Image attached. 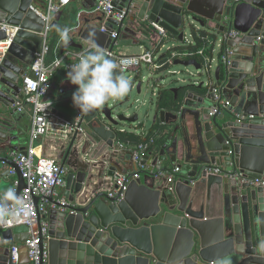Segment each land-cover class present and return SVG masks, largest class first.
Here are the masks:
<instances>
[{
	"label": "water",
	"instance_id": "1",
	"mask_svg": "<svg viewBox=\"0 0 264 264\" xmlns=\"http://www.w3.org/2000/svg\"><path fill=\"white\" fill-rule=\"evenodd\" d=\"M34 1L0 0V42L7 30L18 28L0 63V164L16 168L2 154L26 153L8 117L25 97L22 80L34 77L30 69L44 42L45 21ZM115 6L128 15L117 40L88 21L81 38L93 32L103 49L113 51L124 45L126 23L149 20L180 41L188 27L207 29L219 53L209 69L196 60H176L174 66L194 67L210 79L187 86L177 109L157 107L153 123L174 125L183 138L181 147L172 146L170 161L181 168L173 185L160 181L162 173L171 172L160 167L169 158L168 146L144 157L145 170L112 152L128 131L123 126L132 127L138 115L121 113L111 100L82 113L83 132L62 163L67 205L50 199L56 208L42 217L50 225L49 264H264V187L249 183L264 181V0H116ZM109 23L111 31L117 22ZM232 31L238 35L231 37ZM69 47L83 49L74 41L65 50ZM193 86L198 93L188 90ZM75 91L67 96V107ZM52 112L74 122L55 108ZM73 151L77 157L69 162ZM119 175H126L120 190ZM17 176L12 202L26 187L18 168ZM28 232L20 226L3 233L8 245H0V264H15L10 246L23 245ZM20 252L18 264H30L27 249Z\"/></svg>",
	"mask_w": 264,
	"mask_h": 264
},
{
	"label": "built area",
	"instance_id": "2",
	"mask_svg": "<svg viewBox=\"0 0 264 264\" xmlns=\"http://www.w3.org/2000/svg\"><path fill=\"white\" fill-rule=\"evenodd\" d=\"M47 7V14L42 16L45 21V28L42 32L44 38L43 46L40 52L35 54L30 73L23 78L22 87L24 91V99L17 102L13 107L18 111L25 110L26 106L32 108V130L31 142L32 145L26 150V153H13L11 158L17 168L22 174L26 187L21 191L20 195L12 202L16 196L19 187V179L17 176V168L10 166L8 169L9 176L13 179L12 189L10 190L13 195H8L9 192L0 195V244L6 245L7 241L2 239L3 233L12 230L16 227L27 226L29 229L28 239L23 245H11L10 251L12 255V262L18 264L21 259V249H27V255L30 264H49V222L42 217L48 216L50 210L55 209L56 205L51 203L50 199L57 201L61 206H66L67 201L63 198L61 190L66 187V168L62 167L55 159L50 157H41L37 154L36 148L33 143L47 136L51 131V117L54 102L49 98V93L52 89L51 77L54 73L62 68L68 70V66L77 62L79 54L72 55V61H68L69 54L61 55L54 58L51 62L48 61L49 56L53 50L48 41V35L52 30L53 15H58L71 3L72 0H40ZM116 0H97L96 6L93 11L89 13L97 14L104 19V26L102 33L110 34L112 40L119 38V29L121 24L127 18V12L117 10L115 6ZM83 12L79 18L86 14ZM131 14V12L129 13ZM116 21L117 25L112 26L111 31L108 29L109 21ZM153 30L161 38H166V31L158 24L151 23ZM80 24L75 28L78 30ZM6 29V28H4ZM7 39L0 42V63H2L13 43V39L18 32V28L7 30ZM238 33L232 31L230 36L236 37ZM62 42L59 40L57 48L60 47ZM106 50V49H105ZM106 53L116 59L125 60L127 63L124 65L126 71L124 73H137L143 66L150 68L161 69L163 65H159L157 57L151 51H145L139 55H119L109 49ZM199 55L204 57V51L198 50L196 53L184 54L182 56ZM177 55L169 58L168 64H173ZM60 60L61 63L57 64L56 61ZM208 63L205 65L207 69L210 68L212 61L207 59ZM56 127L63 137L71 134H81L83 132V114L74 119V122L67 120H60ZM117 147V148H115ZM115 149L124 148L121 144L117 143ZM149 144H142L132 153L133 162L138 165L140 170L147 169L143 165L144 157L147 156ZM181 168L175 166L170 173H162L161 177L165 179L166 184L173 185L175 183V175L180 174ZM126 182V175H119L115 180V186L118 190L123 189ZM249 183L254 186L264 187V181L249 180ZM116 193V191H115ZM110 194L113 197L115 194ZM39 198V202H36Z\"/></svg>",
	"mask_w": 264,
	"mask_h": 264
},
{
	"label": "crops",
	"instance_id": "3",
	"mask_svg": "<svg viewBox=\"0 0 264 264\" xmlns=\"http://www.w3.org/2000/svg\"><path fill=\"white\" fill-rule=\"evenodd\" d=\"M93 3L94 2L92 0H91L92 5H90V3L87 2V0H72L71 3L62 11V13L58 15H53L52 26L59 25L60 27L66 26L71 28L73 31L70 33L71 39L69 43L71 41H74L76 44L83 45V48H86L87 45L85 41L81 38V31L84 30L86 26L85 22L88 21L89 24L98 27L100 29H102V27L105 24L104 19L101 16L97 14L89 13L93 11L95 8V7L93 8ZM33 5L41 14L43 15L47 14L48 10L46 5L40 0H35ZM95 6H96V2H95ZM84 11L87 13L81 16V18H79V15ZM151 23L152 22H150L149 20H146L144 22L136 20L133 26L131 22H129L128 24L126 23L122 31L123 35L120 41L124 43L123 47H127V48L138 47L137 48L138 51L124 55H139L145 51L153 52L154 55L157 57L158 64L159 65L164 64V66L161 69L150 68L148 66H143V67H146L148 68V70L153 72H162L173 66L175 60L173 61V64H168V62H169V58H171L173 55L176 54V52H173L174 49L180 47L183 42H185L184 45L186 46L195 45V40L192 33L193 28L190 29L188 27L185 31V36L183 41H180L178 38L168 34L167 32H166L167 37L161 38L153 30V28L151 27ZM79 24H80V28L76 30L75 28ZM147 25L151 28V33L149 32L150 35H147V33L145 32L146 29L144 28V26ZM195 27H196L195 30L196 35L198 37H200V34L202 32L207 31L206 28H205L206 30H204L200 26H195ZM189 30H190V34L189 37H187L186 35L188 34ZM48 36H49L48 41L53 50L52 54L48 58L49 62H51L54 58L60 57L61 55H65V54L70 55V57H68V61L71 62L73 60L72 55L79 54L82 50L73 47H69L68 49L65 50V47L67 46H65L63 43L60 45L59 48H57L59 37L53 27ZM203 40L205 41L207 40L206 42H208L207 43L208 47L211 46L214 47L212 57L206 55L205 47L199 49L204 51V57L199 55L198 56L203 59V65L205 66L208 63L207 59H210L211 61L213 60L215 61L217 59L219 48L217 46H214L210 41H208L207 38L206 39L203 38ZM156 42L161 43V45L156 46ZM167 42L171 43V46L166 49L165 44ZM119 55H123V54H119ZM167 55H171V56H167ZM186 61H190V60H186ZM213 64L214 67L211 75L214 74L216 69L215 62ZM142 68L134 75L137 81L141 78ZM67 71L68 70H66L65 68L59 69L51 77L52 89L49 93V98L54 102L53 109L55 108L59 112L65 113L68 117L75 119L79 115V113L75 110V107L73 105L71 107L66 106L67 96L71 94L74 89H76V86L72 85L67 80L66 78ZM207 78L209 80L210 75H207L205 73H199L197 74V77H195V80L190 85L198 86V84H200L202 81L207 80ZM186 87L180 89L181 91L179 92V94L181 95V99L186 94L187 91ZM164 90L172 91L173 89H164ZM188 90L198 93V90H196L194 86L189 88ZM153 95L156 96V98L158 99L159 91L158 93L154 92ZM72 108L73 111H71ZM3 110L5 111L6 108L4 107ZM32 114H33L32 108L30 106H26L25 110L23 111L15 110V113L12 116L8 117L11 121L13 131H15V133L19 137V140L21 142V148H24L25 150H27L32 145L31 142L32 118H33ZM60 120H65V119L61 118L60 116L52 112V117H51L52 126L50 133L47 136L42 137L38 141L34 142L33 146L34 148H36L37 154L39 156L53 158L59 164L62 165L63 161L66 159L68 155L71 143L73 142L77 134H71L63 137V135L59 132L60 131L59 128L56 127V125L59 124V122H61ZM175 128L176 126L174 125L161 124L160 122H157L156 124L153 123L152 127L148 130L145 127L143 128L139 127L138 130L134 128L130 131L125 132L123 136L118 138L117 143L121 144L124 148L120 150V149H115L117 148L115 147L114 150H112V152H117L119 158H121L122 160L125 158H131V160H133L132 158L133 151L136 150L142 144H149V150L147 151V156L150 157L156 156V154L160 152L164 146H168L169 148L167 151V155L169 158L165 163L160 165V167L162 168L164 167L172 170L175 166H177L176 164H173L170 161L174 151L172 149V146L174 143L178 142L181 147L182 139H183L181 134L175 131ZM13 153H18V152L14 151L10 153H4L2 155L3 157L6 156L8 158H11V155ZM75 157L77 156L74 154L73 151L70 157L68 158V161L69 162L74 161ZM83 157H85L84 158L85 160L86 159L88 160V155H84ZM9 167L10 165H6V163L5 165L4 163L3 165L0 164V195L9 192L12 189L13 179L9 176L8 173ZM155 171L157 170L155 169ZM97 172H99V170ZM160 181L162 183H165V179L163 177H161ZM148 185L150 186L153 185V182L148 181ZM63 192L64 189L61 190L62 195ZM2 239L7 240V238H5L4 236H2ZM0 245L4 246L3 244ZM6 245H8V242ZM12 245H18V243L14 241Z\"/></svg>",
	"mask_w": 264,
	"mask_h": 264
},
{
	"label": "clouds",
	"instance_id": "4",
	"mask_svg": "<svg viewBox=\"0 0 264 264\" xmlns=\"http://www.w3.org/2000/svg\"><path fill=\"white\" fill-rule=\"evenodd\" d=\"M59 40L67 46L73 31L69 27L52 26ZM86 48L77 57V62L68 66L67 80L74 86L73 105L80 113H89L99 109L111 99L126 96L131 89V82L123 75L126 71L125 60L110 57L98 44L95 33L84 37ZM57 64L61 63L58 59ZM8 195H13L10 191Z\"/></svg>",
	"mask_w": 264,
	"mask_h": 264
},
{
	"label": "rangeland",
	"instance_id": "5",
	"mask_svg": "<svg viewBox=\"0 0 264 264\" xmlns=\"http://www.w3.org/2000/svg\"><path fill=\"white\" fill-rule=\"evenodd\" d=\"M190 30L186 35L189 37ZM171 46L167 42L165 48ZM135 48V49H132ZM127 48L123 46H116L115 52L118 54H130L138 51V47ZM199 72L194 67L171 66L169 69L162 72H153L148 68H142L141 78L135 80V73H124L123 75L131 82V89L129 93L120 99H111L109 105L116 106L117 110L127 116L138 115L139 120L132 127L124 125L128 131L139 127H145L147 130L153 125V119L157 111L156 96L154 92L158 93L160 89H181L189 86L195 80ZM205 77V76H204ZM141 84V92H138V85ZM73 111V108L71 109Z\"/></svg>",
	"mask_w": 264,
	"mask_h": 264
},
{
	"label": "trees",
	"instance_id": "6",
	"mask_svg": "<svg viewBox=\"0 0 264 264\" xmlns=\"http://www.w3.org/2000/svg\"><path fill=\"white\" fill-rule=\"evenodd\" d=\"M144 28L146 29L145 32L147 33V35H150L149 32L151 33V28L147 25L144 26ZM193 36H194V40H195V45L194 46H186L184 45L185 42L182 43V45L180 47H177L176 49L173 50V52H176V57H175V61L176 60H196L197 62H199L200 64H203V59L201 57H199L198 55H193V56H187L185 58V56H182L184 54H192V53H196L199 49L205 47V53L207 56L212 57L213 54V49L214 47H208V42H206L205 40H203V38H207L208 41H210L213 44L214 41V35L207 33V32H202L200 34V37H198L196 35V31L193 30ZM161 43H157L156 42V46H160ZM167 56H171V55H167ZM186 89V88H185ZM181 90L178 91L177 94V98L176 95L169 90H164V89H160L159 90V95H158V109L162 110H168V111H172L173 109H177L179 107V103L181 100V95L179 94ZM124 134H121L119 136V138L121 136H123Z\"/></svg>",
	"mask_w": 264,
	"mask_h": 264
}]
</instances>
